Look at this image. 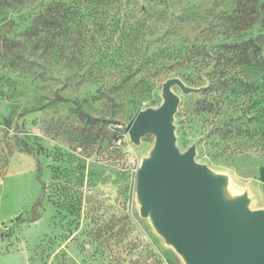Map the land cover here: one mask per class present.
<instances>
[{
  "label": "rangeland",
  "instance_id": "1",
  "mask_svg": "<svg viewBox=\"0 0 264 264\" xmlns=\"http://www.w3.org/2000/svg\"><path fill=\"white\" fill-rule=\"evenodd\" d=\"M48 2L0 0V264H184L136 198L155 137L137 145L128 133L138 111L161 104L163 83L149 87L128 50L118 53L125 12L91 13L82 0L56 35L61 46L50 47L51 33L37 43L34 19ZM174 90L185 151L198 141L185 125L198 95ZM256 145L214 164L212 149L197 145L196 156L229 174L231 195L248 191L253 209L264 208Z\"/></svg>",
  "mask_w": 264,
  "mask_h": 264
},
{
  "label": "trees",
  "instance_id": "2",
  "mask_svg": "<svg viewBox=\"0 0 264 264\" xmlns=\"http://www.w3.org/2000/svg\"><path fill=\"white\" fill-rule=\"evenodd\" d=\"M85 1L91 13L125 12L117 21L126 31L115 45L121 56L128 50L134 71L145 74L149 87L170 77L206 87L185 125L201 150H213L211 164L215 155H243L255 143L264 148V0ZM81 5L82 0H49L34 19L37 43L42 33H51L50 47L61 46L56 35L68 12Z\"/></svg>",
  "mask_w": 264,
  "mask_h": 264
},
{
  "label": "water",
  "instance_id": "3",
  "mask_svg": "<svg viewBox=\"0 0 264 264\" xmlns=\"http://www.w3.org/2000/svg\"><path fill=\"white\" fill-rule=\"evenodd\" d=\"M183 94L206 87L187 85L180 77L162 84V102L141 109L128 125L139 145L155 137L137 169L135 190L140 214L180 255L184 264H264V208H251L248 191L231 195L229 174L199 162L197 145L177 146L175 115Z\"/></svg>",
  "mask_w": 264,
  "mask_h": 264
},
{
  "label": "crops",
  "instance_id": "4",
  "mask_svg": "<svg viewBox=\"0 0 264 264\" xmlns=\"http://www.w3.org/2000/svg\"><path fill=\"white\" fill-rule=\"evenodd\" d=\"M263 175H264V171H263Z\"/></svg>",
  "mask_w": 264,
  "mask_h": 264
}]
</instances>
